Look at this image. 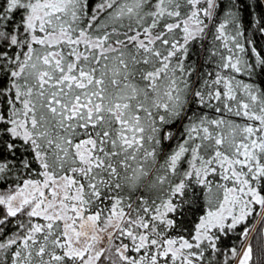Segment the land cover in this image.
<instances>
[{"label": "snow or ice", "instance_id": "obj_1", "mask_svg": "<svg viewBox=\"0 0 264 264\" xmlns=\"http://www.w3.org/2000/svg\"><path fill=\"white\" fill-rule=\"evenodd\" d=\"M0 264H264V0H0Z\"/></svg>", "mask_w": 264, "mask_h": 264}]
</instances>
